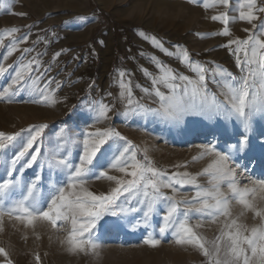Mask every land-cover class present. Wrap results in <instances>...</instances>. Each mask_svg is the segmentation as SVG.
Segmentation results:
<instances>
[{
    "label": "rangeland",
    "instance_id": "374dc122",
    "mask_svg": "<svg viewBox=\"0 0 264 264\" xmlns=\"http://www.w3.org/2000/svg\"><path fill=\"white\" fill-rule=\"evenodd\" d=\"M155 1L0 0V264H264V0ZM151 24L210 57L177 123L94 99Z\"/></svg>",
    "mask_w": 264,
    "mask_h": 264
},
{
    "label": "crops",
    "instance_id": "0c3cea01",
    "mask_svg": "<svg viewBox=\"0 0 264 264\" xmlns=\"http://www.w3.org/2000/svg\"><path fill=\"white\" fill-rule=\"evenodd\" d=\"M195 4H197L196 0H156L153 6L158 7L154 11L159 12L163 11L160 8L162 5L174 7V10L191 11ZM167 28L165 25L151 24L145 30L134 33V40L138 44L136 47L144 48L151 56L139 58L135 57L137 53L134 52L126 56L124 63L115 67L110 75L109 98L105 95L104 97L97 95V93L104 94V91L100 88L99 92L96 91L95 93V102H100L101 107L109 110H113L114 107L118 108L123 104L124 107L120 109V116L123 118H128L132 111L126 108L125 103L127 101L146 102L147 104L144 108L142 107V110L149 115L150 120L156 122L157 119L152 115L154 113L161 114L163 115L161 117L162 123L166 125L177 123L180 109L185 101L194 100L198 95L203 100L208 99L206 91L201 88L190 89L184 85V82H188L189 78L192 79L201 75L203 70L206 69L204 63L210 60V57L195 51L197 48L194 46L195 44L192 45L191 38L187 41L190 47H195L193 51H185V47L169 42L166 32L172 31ZM86 66L89 68L92 65L88 63ZM127 70H131V77ZM123 71L129 74L127 78L122 76ZM173 77H180V80L175 83L171 81ZM123 78H125V81ZM135 81L139 83L136 88L132 89L134 98L128 99L131 92L130 84ZM226 264L232 263L227 261ZM237 264H247V262L243 261ZM248 264H251V262H248Z\"/></svg>",
    "mask_w": 264,
    "mask_h": 264
},
{
    "label": "bare ground",
    "instance_id": "6f19581e",
    "mask_svg": "<svg viewBox=\"0 0 264 264\" xmlns=\"http://www.w3.org/2000/svg\"><path fill=\"white\" fill-rule=\"evenodd\" d=\"M149 156H150V159L153 160V161L157 158V157H155V155H153V153H150ZM157 159H158V158H157ZM169 200L172 201V198H170ZM171 208H172V210H171ZM171 208H170V210H169L170 212H169L168 215H171V216H172V215H175V214H173V212H174V208H173V207H171Z\"/></svg>",
    "mask_w": 264,
    "mask_h": 264
}]
</instances>
